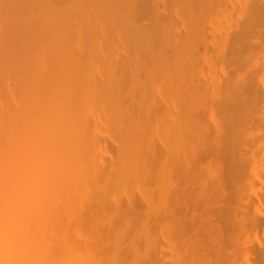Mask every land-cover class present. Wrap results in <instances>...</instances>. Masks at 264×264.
<instances>
[{
  "label": "rangeland",
  "instance_id": "374dc122",
  "mask_svg": "<svg viewBox=\"0 0 264 264\" xmlns=\"http://www.w3.org/2000/svg\"><path fill=\"white\" fill-rule=\"evenodd\" d=\"M57 1L0 0V95L51 43L69 48L83 103L109 87L97 168L120 163L124 185L95 263L264 264V0Z\"/></svg>",
  "mask_w": 264,
  "mask_h": 264
},
{
  "label": "bare ground",
  "instance_id": "6f19581e",
  "mask_svg": "<svg viewBox=\"0 0 264 264\" xmlns=\"http://www.w3.org/2000/svg\"><path fill=\"white\" fill-rule=\"evenodd\" d=\"M150 5L143 6L148 11L150 7V10L153 8ZM142 13H139L140 18L144 15ZM46 49L50 52L47 62L45 52L46 57L41 55L37 67H30V72L24 73L26 76L20 73L28 64L21 65L22 68L18 67L21 71L15 72L17 87L14 88L17 89L13 88V92L17 98L9 91L10 88L11 102L10 99L2 103L5 99H1L2 93L0 95V264H96L99 258H94L104 251L105 246L108 247L106 243H101L100 232L105 229L108 232L111 227L105 228L104 225L113 212L110 202L115 200V188L112 186L118 180V186L121 182L124 185L121 179L124 168L120 163L116 164L115 161L113 165L97 168L100 166L98 163H104L101 160L99 162L98 140L95 141L92 135L97 127L94 117L100 118L96 107L98 111H103L102 114L107 111L109 101L106 95L110 89L106 87L109 92L106 88L99 90L102 83L98 89L94 84L92 91H98L107 103L99 101L98 105L100 97H93L89 99L90 102L83 103L82 100L87 98L80 96L84 86L81 83L82 75L76 70V63L70 62L69 48L65 50L68 54L58 51L61 50L60 43H51ZM74 52H70L73 61L77 56ZM114 61L118 67L120 59ZM6 74L9 75L8 72ZM122 77L124 81L125 74ZM125 81L123 83L126 85ZM103 85L106 86L105 83ZM121 88L125 89L123 84ZM93 99L97 102L93 103ZM223 101L225 99L221 104L227 102ZM95 112L99 115L94 116ZM102 120L99 121L104 122ZM98 169L100 177L95 175ZM118 202L116 200L114 203Z\"/></svg>",
  "mask_w": 264,
  "mask_h": 264
}]
</instances>
